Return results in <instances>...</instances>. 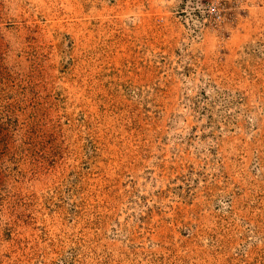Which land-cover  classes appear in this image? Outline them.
<instances>
[{
    "label": "rangeland",
    "instance_id": "1",
    "mask_svg": "<svg viewBox=\"0 0 264 264\" xmlns=\"http://www.w3.org/2000/svg\"><path fill=\"white\" fill-rule=\"evenodd\" d=\"M0 264H264V0H0Z\"/></svg>",
    "mask_w": 264,
    "mask_h": 264
}]
</instances>
